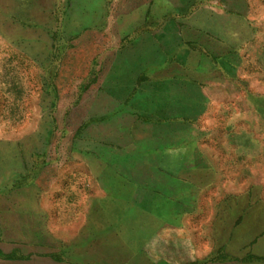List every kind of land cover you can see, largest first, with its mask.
I'll use <instances>...</instances> for the list:
<instances>
[{
	"label": "rangeland",
	"instance_id": "1",
	"mask_svg": "<svg viewBox=\"0 0 264 264\" xmlns=\"http://www.w3.org/2000/svg\"><path fill=\"white\" fill-rule=\"evenodd\" d=\"M260 240L264 0H0V264H264Z\"/></svg>",
	"mask_w": 264,
	"mask_h": 264
},
{
	"label": "crops",
	"instance_id": "2",
	"mask_svg": "<svg viewBox=\"0 0 264 264\" xmlns=\"http://www.w3.org/2000/svg\"><path fill=\"white\" fill-rule=\"evenodd\" d=\"M205 34L209 35L207 37H210V38L213 35V33H210V32H207ZM120 182L121 183L119 184L116 193H113V195L109 196V198L113 200L114 202H120V203H126V204L133 205L136 208H139L144 212L154 215L155 218L162 219V220L170 219L172 213L174 215L178 213L185 214L182 211L183 210L182 206L177 205V202L173 201L171 198H167L164 196H157L154 194L153 195H136L135 197L129 198L126 195V191L124 190L123 181H120ZM263 244H264V240H260L257 243V246H260ZM255 252L256 254H260L259 251H255Z\"/></svg>",
	"mask_w": 264,
	"mask_h": 264
}]
</instances>
